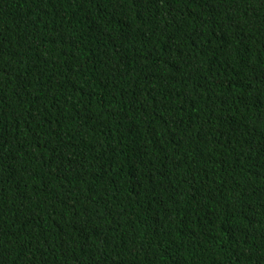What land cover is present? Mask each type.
Listing matches in <instances>:
<instances>
[{"label":"trees","instance_id":"obj_1","mask_svg":"<svg viewBox=\"0 0 264 264\" xmlns=\"http://www.w3.org/2000/svg\"><path fill=\"white\" fill-rule=\"evenodd\" d=\"M0 264H264V0H0Z\"/></svg>","mask_w":264,"mask_h":264}]
</instances>
